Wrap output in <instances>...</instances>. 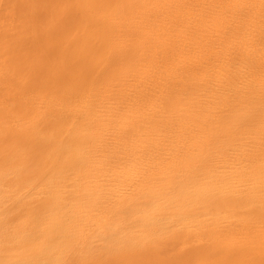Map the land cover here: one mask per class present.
<instances>
[{"label": "bare ground", "instance_id": "obj_1", "mask_svg": "<svg viewBox=\"0 0 264 264\" xmlns=\"http://www.w3.org/2000/svg\"><path fill=\"white\" fill-rule=\"evenodd\" d=\"M76 15L0 7V264H264V0Z\"/></svg>", "mask_w": 264, "mask_h": 264}, {"label": "rangeland", "instance_id": "obj_2", "mask_svg": "<svg viewBox=\"0 0 264 264\" xmlns=\"http://www.w3.org/2000/svg\"><path fill=\"white\" fill-rule=\"evenodd\" d=\"M120 0H1L0 7L6 10H16L27 13V18L36 17L37 28H45L46 32L43 36L50 40L58 41L67 32L65 29L70 26L67 24L73 15L79 9L87 7V9L101 10L104 8H111ZM114 4V5H113ZM63 10V11H62ZM51 11H57L61 14L55 19V23L45 18L46 14ZM77 16V15H76ZM61 18L63 26L56 24L57 20ZM76 20L79 19L77 16ZM42 36V37H43Z\"/></svg>", "mask_w": 264, "mask_h": 264}]
</instances>
